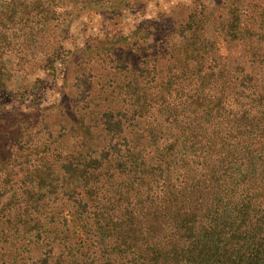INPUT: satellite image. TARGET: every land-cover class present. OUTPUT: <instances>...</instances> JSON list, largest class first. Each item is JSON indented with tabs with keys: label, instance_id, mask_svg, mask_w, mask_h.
<instances>
[{
	"label": "trees",
	"instance_id": "obj_1",
	"mask_svg": "<svg viewBox=\"0 0 264 264\" xmlns=\"http://www.w3.org/2000/svg\"><path fill=\"white\" fill-rule=\"evenodd\" d=\"M137 1L9 0L0 19ZM216 6L231 16L139 27L70 122L0 118V264H264V3Z\"/></svg>",
	"mask_w": 264,
	"mask_h": 264
},
{
	"label": "rangeland",
	"instance_id": "obj_2",
	"mask_svg": "<svg viewBox=\"0 0 264 264\" xmlns=\"http://www.w3.org/2000/svg\"><path fill=\"white\" fill-rule=\"evenodd\" d=\"M7 1L0 0V11L8 8ZM77 1L59 0L58 11L74 9ZM224 1L138 0L119 10L88 11L78 16L62 13L56 20H44L36 11L25 14L28 8L22 7L12 29L11 22L4 19L2 24L0 19V28H10L8 32L15 38L11 43L0 42V118L23 126L26 115H31L32 122L39 121L38 127L52 122L53 129L58 127L57 123L67 119L70 122L78 110L87 109L81 97L84 84L90 78L96 82L99 77H107L106 60L111 53L125 50L139 27L157 24L164 29L175 28L178 19H185L192 12L200 13L201 9L210 16L230 17L227 8L216 6V2ZM227 48L231 58L237 47L229 43Z\"/></svg>",
	"mask_w": 264,
	"mask_h": 264
}]
</instances>
